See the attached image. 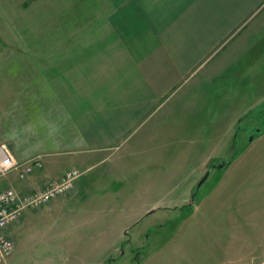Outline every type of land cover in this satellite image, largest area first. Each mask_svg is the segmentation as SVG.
Listing matches in <instances>:
<instances>
[{
    "label": "rangeland",
    "instance_id": "rangeland-1",
    "mask_svg": "<svg viewBox=\"0 0 264 264\" xmlns=\"http://www.w3.org/2000/svg\"><path fill=\"white\" fill-rule=\"evenodd\" d=\"M16 4L12 31L0 37L3 123L9 109L20 119L19 106L36 100L58 106L48 89L59 92L65 106L75 105L67 82L77 55L86 62L109 58L99 44L91 50L86 43L123 38L107 34L98 0L32 1L21 12ZM110 21L115 27L116 16ZM251 25V39L237 40L244 47L229 52L232 66L214 85L183 84L155 117L97 153L101 161L87 172L88 152L63 158L62 168L80 173L74 195L52 215L42 210L49 203L26 210L30 216L9 233L15 245L5 264H264V16ZM70 57L76 58L68 64ZM103 67L97 69L104 73ZM40 90L43 98L36 99ZM163 117L171 128L157 127ZM163 136L171 143L159 151ZM231 156L226 170L216 169ZM152 164L142 171L150 177L133 176Z\"/></svg>",
    "mask_w": 264,
    "mask_h": 264
},
{
    "label": "crops",
    "instance_id": "crops-1",
    "mask_svg": "<svg viewBox=\"0 0 264 264\" xmlns=\"http://www.w3.org/2000/svg\"><path fill=\"white\" fill-rule=\"evenodd\" d=\"M13 1L19 3L14 10L21 12L27 10L28 2L46 0H0V37L12 31ZM98 1L99 10H103L105 16L101 15L107 18V34H122V41L86 43V48L91 50L99 44L100 49L105 50L102 54L106 53L109 58L101 56L86 62L79 54L74 57L76 67L70 69L74 79L67 83L77 99L75 105L65 106L67 102L60 100L59 92L48 89L49 96L59 101L58 106L51 102L45 106L36 100L33 106H19L17 113L26 115L20 119L12 117L11 109L5 113L6 121L0 122V145L10 150L16 162L38 159L42 167L35 168L25 180H19L15 173L10 174L0 189L10 186L20 193H29L46 187L71 169L62 168V161L73 153L90 154L82 161L87 172L101 161L96 160L97 153L121 144L146 119L155 117L164 108L166 99L183 84L199 81L202 86L197 89L200 90L214 85L232 66L227 57L229 52L244 47L240 43L237 46V40L251 39V20L264 16V0ZM115 16L117 24L113 27L110 19ZM100 43L105 44V48ZM111 52L115 54L113 57H110ZM74 58L70 57L67 63ZM102 65L104 73L97 69ZM42 93L40 90L36 99L42 97ZM30 103L33 102L30 100ZM28 110L34 116H29L32 113ZM158 121V128L163 125L171 128L164 117ZM70 123L74 127H70ZM165 136L158 144L159 151H162L161 146L171 143L163 141ZM136 151L132 150L134 154ZM146 167H154V164L138 169L133 176L139 177L140 173V177H150V173L142 172ZM160 170H164L162 164ZM73 195L74 188L72 193L50 202L42 210L46 215L63 210ZM28 212H24L18 224L30 216Z\"/></svg>",
    "mask_w": 264,
    "mask_h": 264
},
{
    "label": "built area",
    "instance_id": "built-area-1",
    "mask_svg": "<svg viewBox=\"0 0 264 264\" xmlns=\"http://www.w3.org/2000/svg\"><path fill=\"white\" fill-rule=\"evenodd\" d=\"M40 160L27 163L14 160L10 150L0 145V179L15 173L19 180L27 179L35 168H41ZM80 173L70 169L50 185L34 189L29 193H20L13 188L0 190V264H5L14 251V242L9 237V231L17 225L26 210L35 211L60 197L70 194L74 182Z\"/></svg>",
    "mask_w": 264,
    "mask_h": 264
},
{
    "label": "water",
    "instance_id": "water-1",
    "mask_svg": "<svg viewBox=\"0 0 264 264\" xmlns=\"http://www.w3.org/2000/svg\"><path fill=\"white\" fill-rule=\"evenodd\" d=\"M251 140V139H250ZM234 159V156H231L230 158H228L227 160L219 163L217 166H216V169L219 170V171H223V170H226L228 168V166L231 164L232 160ZM213 168L210 167L206 172L205 174L203 175V177L198 181L196 187H195V191L197 192L199 190V188L202 186V184L208 179V177L210 176L211 172H212ZM196 192L193 194L192 196V199L190 201L193 202V197L196 195ZM153 211H150L149 214H151Z\"/></svg>",
    "mask_w": 264,
    "mask_h": 264
}]
</instances>
